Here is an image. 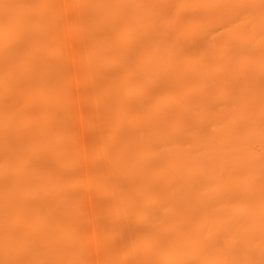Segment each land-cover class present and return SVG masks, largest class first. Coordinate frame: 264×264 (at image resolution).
Wrapping results in <instances>:
<instances>
[{
	"label": "bare ground",
	"instance_id": "1",
	"mask_svg": "<svg viewBox=\"0 0 264 264\" xmlns=\"http://www.w3.org/2000/svg\"><path fill=\"white\" fill-rule=\"evenodd\" d=\"M112 261L264 264V0H0V264Z\"/></svg>",
	"mask_w": 264,
	"mask_h": 264
},
{
	"label": "rangeland",
	"instance_id": "2",
	"mask_svg": "<svg viewBox=\"0 0 264 264\" xmlns=\"http://www.w3.org/2000/svg\"><path fill=\"white\" fill-rule=\"evenodd\" d=\"M71 76H73V75H71ZM85 90H86V89H85ZM82 92H83V91H82ZM77 93L79 94V91H76V93H74V94H75V95H74L75 97H76ZM82 94H83V93H82ZM84 95L86 96V94H84ZM84 95H82V97H80V98H82V99H80V98H76V100L78 99V103H79V105H80L81 103H83L84 101L87 102L88 97H85ZM77 96H80V95H77ZM83 96H84V99H86V98H87V99H86V100H83ZM84 104H85V103H84ZM79 107H80V106H79ZM83 107H85V105H83L81 108H83ZM86 107H87V106H86ZM86 107H85V109H86ZM89 109H90V107L87 108L86 110L89 111ZM86 110H84V111L86 112ZM85 115H86V114H85ZM87 115H88V114H87ZM86 117H88V116H85L84 118H86ZM89 118H91V117L89 116L87 119H89ZM83 120H84V119H83ZM88 121H89V120H88ZM88 121L86 120V122L89 124ZM90 121H91V119H90ZM86 122L84 121V124H86L85 126H84V124H83L84 127H86V126L88 125ZM90 131H92V130H87V131H85L87 134L84 132V134L86 135V137L90 138L89 142H91V140H93V139H91V137H90V134H91L92 138H94L95 140H97V143H98L99 138L97 137V134L100 135V132L98 131L99 133H97V132L95 131V129L93 130V131H95V132L90 133ZM92 134H93V135L95 134L96 137H95V135H94V137H93ZM99 135H98V136H99ZM82 138H84V136H83ZM88 138H87V140H88ZM96 138H97V139H96ZM83 140H84V139H83ZM87 140H86V142H88ZM95 140H94V141H95ZM82 142H83V141H82ZM84 142H85V141H84ZM89 142H88V143H89ZM86 147H87V145H86ZM93 147H94V145H93ZM84 148H85V147H84ZM88 148H89V147H88ZM88 150H89V149H88ZM90 168H91V166H90ZM90 170H92V169H90ZM80 175H81V174H78L77 177L80 176ZM77 177H76V178H77ZM98 203H99V202H98ZM100 203H101V202H100ZM97 205H98V204H97ZM97 205L95 204V207H96ZM82 206H83V205H82ZM85 206H86V205H85ZM85 206H84V208H83L82 215L86 214L85 212L88 211L87 214H90V215H87V216H90V217H91V219L93 220V223H96V222L99 223L101 220H102L101 222H103V221L106 219V218L104 217V215L102 214V213L105 212V211L103 212V210L105 209V207H102L101 205H98L100 208L97 206V207H96L97 211H96L95 207H94V208L91 207L92 209L89 208V210H88V209H85ZM88 206H89V205H87V207H88ZM98 208H99V209H98ZM84 210H85V212H84ZM86 210H87V211H86ZM91 210H92V211H91ZM98 210H99V211H98ZM100 211H102V213H101L102 216L99 215ZM90 212H91V213H90ZM97 212H99V213L97 214ZM94 213H95V214H94ZM96 214H97V216H96ZM91 215H92V216H91ZM87 216H83L84 219L86 218V220H87V218H88V220H90V217H87ZM94 216H96V217L94 218ZM100 216H101V218H100ZM92 217H93V218H92ZM98 217H99V220L101 219L100 221H99V220H98V221L96 220V218L98 219ZM103 218H104V220H103ZM84 219H83V220H84ZM94 219H95V222H94ZM83 220H82V221H83ZM86 220H85V221H86ZM101 222H100V223H101ZM104 223H105V222H104ZM104 223H103V224H104ZM93 225H95V224H93ZM99 225H102V224H99ZM84 227H85V226H84ZM84 227H83V228H84ZM89 227H90V226H88L87 228H89ZM102 227H104V225H102ZM89 229H90V230H89L90 233H88V230H86V231H85V235H89L90 237H89V236H86L85 238L87 239V237H88V240L91 241V239H93V237L91 238V236H93L94 232L92 231L93 229H92L91 227H90ZM98 232H99V229H98ZM92 233H93V234H92ZM100 234H101V233H100ZM100 236H101V235H100ZM101 237H102V236H101ZM99 241L102 242L101 239H100ZM94 243H96V242H94ZM94 254H95V253L93 252V255H94ZM96 254H97V252H96ZM96 254H95V255H96ZM99 254L101 255L102 252L99 253ZM93 255H92V256H93ZM95 255H94V256H95ZM100 255H99V256H100ZM106 255H108V254H102L100 257L98 256V257H99V260H100V258H103V257L106 256ZM102 256H103V257H102ZM109 257H111V256L108 255L106 258H109ZM92 258H93V259H91V261H94V262H98V261H99V260L96 261V260H97V259H96V256H95V257H92ZM94 258H95L96 260H94ZM104 259H105V258H104ZM104 259H102V260L104 261ZM102 260H100V261H102ZM106 260H107V259H106ZM106 260H105V261H106ZM108 260H111V259H108ZM112 262H113V261H112ZM116 262H117V261H116ZM99 263H100V262H99ZM99 263H98V264H99ZM102 263H104V262H101V264H102ZM109 263H110V262H109ZM109 263H108V264H109ZM114 263H115V262H113V264H114ZM91 264H93V262H91ZM94 264H95V263H94ZM104 264H106V263H104ZM115 264H117V263H115Z\"/></svg>",
	"mask_w": 264,
	"mask_h": 264
}]
</instances>
